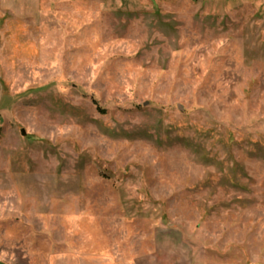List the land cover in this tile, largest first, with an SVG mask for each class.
I'll return each mask as SVG.
<instances>
[{
    "label": "rangeland",
    "instance_id": "374dc122",
    "mask_svg": "<svg viewBox=\"0 0 264 264\" xmlns=\"http://www.w3.org/2000/svg\"><path fill=\"white\" fill-rule=\"evenodd\" d=\"M0 264H264V0H0Z\"/></svg>",
    "mask_w": 264,
    "mask_h": 264
},
{
    "label": "water",
    "instance_id": "95a60500",
    "mask_svg": "<svg viewBox=\"0 0 264 264\" xmlns=\"http://www.w3.org/2000/svg\"><path fill=\"white\" fill-rule=\"evenodd\" d=\"M23 133V132H22Z\"/></svg>",
    "mask_w": 264,
    "mask_h": 264
}]
</instances>
